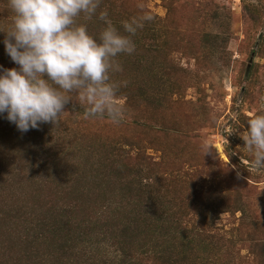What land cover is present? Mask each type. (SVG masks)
Listing matches in <instances>:
<instances>
[{"label": "rangeland", "instance_id": "374dc122", "mask_svg": "<svg viewBox=\"0 0 264 264\" xmlns=\"http://www.w3.org/2000/svg\"><path fill=\"white\" fill-rule=\"evenodd\" d=\"M115 4L130 11L146 8L153 17L151 27L157 22L155 39L152 28L136 36L142 39V54L119 55L122 71L111 74L134 94L143 88L154 103L137 100V119L123 125L86 119L71 123L64 116L57 125L45 123L22 133L0 117V243L9 245L7 216L12 222L19 215L37 218L49 215L56 204L76 200L79 179L88 174L89 155L98 165L104 144L128 142L133 144L126 147L128 153L140 146L148 159L143 163L130 154L132 159L125 161L153 169L165 199L174 198L188 216L197 218V209L209 196L195 197L199 186H213L216 199L219 190L227 192L221 197L224 204L240 198L246 213H223L215 228L223 240L214 242L233 253L235 258L225 262L253 264L250 250L264 251V229L251 224L252 219L261 220L258 209L264 210V169L253 167L254 154L242 135L250 118L264 115V0H174L172 13L163 0ZM199 9L204 12L196 19ZM13 16L8 0H0V30L11 28ZM144 27H150L148 21ZM6 35L0 31V61L8 56ZM153 45L155 52L149 50ZM206 145L211 146L205 153ZM88 181L85 191L92 187ZM102 200L96 199L95 210ZM255 238L260 240L254 243Z\"/></svg>", "mask_w": 264, "mask_h": 264}, {"label": "trees", "instance_id": "16d2710c", "mask_svg": "<svg viewBox=\"0 0 264 264\" xmlns=\"http://www.w3.org/2000/svg\"><path fill=\"white\" fill-rule=\"evenodd\" d=\"M163 1L172 13L174 0ZM115 5V0H100L96 16L91 20L82 16L78 22L86 24L89 33L98 37L107 26L99 19V14L106 11L112 24L122 34L128 35L124 32V23L149 15L146 8L138 7L130 11L123 4L120 8ZM198 12L200 14L194 17L196 19L204 11L199 9ZM148 23L149 28L139 29L133 36L135 39L132 37L135 46L137 45V54H142V39H137L136 36L154 29L152 39H155L157 22L154 27H151L153 20ZM151 49L153 52L157 51L155 45L149 48L150 51ZM155 64L157 65L156 60ZM13 65L16 64L8 56L0 61L3 69H10ZM111 80H116L119 85L117 103L124 110L123 119L118 124H127L129 118L137 119L136 109L133 108L137 100L154 103V98L143 88L142 93L139 90L134 94L130 86H121L116 77ZM76 95L73 93V99L65 106V112L59 120L64 116L71 123L80 119L111 120L107 115L85 118L88 105L80 102ZM257 115L259 114L254 117ZM134 124L142 126L140 121H134ZM129 145L133 144H104L98 165L97 161L94 163L93 156L89 155L91 163L87 164L88 174L79 179L76 189L81 195H77L76 200L63 206L56 204L49 209V215L45 212L37 218L19 215L12 222V216H7L6 238L10 246L0 243V264H94L98 260L103 264H231L224 260L227 257L234 259L233 253L214 242L215 239L223 240L215 228L223 213L240 212L244 216L246 208L240 198L231 204H224L221 197L227 192L219 190L220 195L216 199L212 196L213 191H216L213 186H199L194 190L195 197H200V193L209 196L197 209V218L188 216L185 209H179L175 205L177 201L174 198L165 199L166 196L162 193L164 190L158 184L159 175L156 176L153 169L135 168L125 161L132 159L130 154L143 163L148 159L140 146L136 147L134 153H128L126 147ZM176 177L174 175L170 178ZM86 179L89 180L88 186L92 184V187L85 191ZM100 197H103V202L95 210L96 199ZM258 211L261 220L252 219L251 224L255 228L262 226L264 229V210ZM244 223L242 220L241 224ZM257 239L260 240L255 238L253 242L258 241ZM250 253L255 259L253 264H264V251L262 254L252 248Z\"/></svg>", "mask_w": 264, "mask_h": 264}, {"label": "clouds", "instance_id": "9594fccd", "mask_svg": "<svg viewBox=\"0 0 264 264\" xmlns=\"http://www.w3.org/2000/svg\"><path fill=\"white\" fill-rule=\"evenodd\" d=\"M99 5L100 0H8L12 26L0 31L7 34L5 52L18 68L0 66V117L20 132L57 125L73 93L88 105L85 118L107 115L117 124L123 119L119 85L111 82V74L122 71L116 58L135 51L132 37L153 17L124 23V35L101 12L107 26L94 37L78 21L82 16L91 20ZM242 138L254 154L253 167L264 169V115L249 121Z\"/></svg>", "mask_w": 264, "mask_h": 264}]
</instances>
